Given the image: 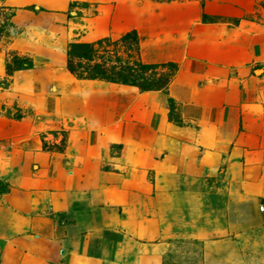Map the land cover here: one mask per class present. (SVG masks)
<instances>
[{
	"label": "rangeland",
	"instance_id": "obj_1",
	"mask_svg": "<svg viewBox=\"0 0 264 264\" xmlns=\"http://www.w3.org/2000/svg\"><path fill=\"white\" fill-rule=\"evenodd\" d=\"M0 264H264V0H0Z\"/></svg>",
	"mask_w": 264,
	"mask_h": 264
},
{
	"label": "trees",
	"instance_id": "obj_2",
	"mask_svg": "<svg viewBox=\"0 0 264 264\" xmlns=\"http://www.w3.org/2000/svg\"><path fill=\"white\" fill-rule=\"evenodd\" d=\"M121 40L136 47L140 42V37L135 31H132L123 35ZM104 43L105 41L95 44H72L68 51L67 70L79 77L106 80L111 83L136 87L145 92L166 88L169 80L163 76L158 79L149 78L147 76L149 65L143 64L139 60L101 61L96 45L102 47ZM33 66V62L29 59L15 60L14 62L15 69L19 71L30 70Z\"/></svg>",
	"mask_w": 264,
	"mask_h": 264
}]
</instances>
